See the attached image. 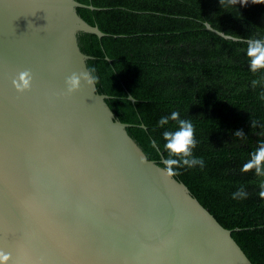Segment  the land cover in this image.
<instances>
[{"label": "water", "instance_id": "1", "mask_svg": "<svg viewBox=\"0 0 264 264\" xmlns=\"http://www.w3.org/2000/svg\"><path fill=\"white\" fill-rule=\"evenodd\" d=\"M85 6L0 0L2 264H254L184 182L148 159L96 84L66 92L65 78L91 58L78 33L106 35L78 14ZM24 69L32 87L17 92L11 80Z\"/></svg>", "mask_w": 264, "mask_h": 264}, {"label": "trees", "instance_id": "2", "mask_svg": "<svg viewBox=\"0 0 264 264\" xmlns=\"http://www.w3.org/2000/svg\"><path fill=\"white\" fill-rule=\"evenodd\" d=\"M77 1L88 5L77 7L78 14L106 33L80 31L78 42L115 118L130 124L128 133L161 166L167 155L161 133L176 124L161 128L158 119L174 110L190 119L193 154L205 166L182 167L174 176L232 230L254 264H264V200L258 196L264 177L240 171L264 140V73L248 71L244 54V39L264 36V0ZM205 23L242 39H225ZM241 186L247 198L232 199Z\"/></svg>", "mask_w": 264, "mask_h": 264}, {"label": "clouds", "instance_id": "3", "mask_svg": "<svg viewBox=\"0 0 264 264\" xmlns=\"http://www.w3.org/2000/svg\"><path fill=\"white\" fill-rule=\"evenodd\" d=\"M228 2L233 3L234 0H228ZM204 27L215 31L209 23H205ZM219 34L225 39L233 41L242 39L240 36L228 35L225 32H220ZM244 43L246 44L244 54L248 71L253 74L257 72L264 73V36H250L244 39ZM95 73L96 69L94 67H89L79 73L73 72L64 80L66 92L72 93L78 91L82 86V82L89 87L94 86L98 79ZM32 83L33 74L30 69L19 71L11 80L12 87L17 92L30 90ZM252 84L256 85L257 80L253 79ZM169 121H174L176 127L174 130L164 128L161 133L164 141L163 149L167 153L166 156L162 157L164 173L171 177L182 167L193 168L198 166L201 169L204 168V159L193 154V149L197 144L194 136L195 127L193 122L190 119L182 118L180 113L174 110L168 115L161 116L157 121V126L163 128L165 125H168ZM240 133V131H237L235 134ZM156 143V141H152L153 146ZM249 170L252 171L254 176L264 177V140L258 141V146L249 153L248 159L240 167L242 173H247ZM247 196L248 193L243 186L231 193L232 199H245ZM258 196L264 200V179L259 183ZM4 260H7V256L0 257V264Z\"/></svg>", "mask_w": 264, "mask_h": 264}]
</instances>
